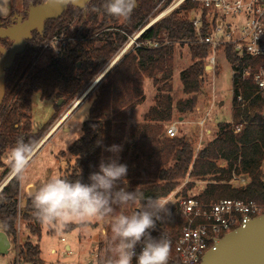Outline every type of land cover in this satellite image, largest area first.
Masks as SVG:
<instances>
[{
  "label": "trees",
  "instance_id": "16d2710c",
  "mask_svg": "<svg viewBox=\"0 0 264 264\" xmlns=\"http://www.w3.org/2000/svg\"><path fill=\"white\" fill-rule=\"evenodd\" d=\"M46 1L22 0V5L29 8ZM136 1L137 6L127 19L106 14L103 0H91L85 9L86 16L83 11L70 5L60 19L45 23L41 35L37 32L32 34L33 38L26 42L25 52L18 55L13 67L5 72L6 93L0 107V168L4 167L6 153L18 141H39L53 123L36 133L33 131L30 115L35 94L40 93L43 101L55 98L58 104L62 100V107H67L70 101L80 98L96 81L107 63L127 42L128 36L145 28L158 15L161 1ZM168 5L169 0L161 6L160 11ZM194 7V4L187 2L147 29L140 39L153 41L165 36L171 45L125 55L102 78L89 99V117L82 125L83 134L68 149L75 158L74 167L63 178L89 183L90 174L99 171L101 161L109 162L113 158L115 153L107 149L118 145L122 147L119 162L128 167V174L123 181L131 182V191L140 187L141 200L149 197L166 199L190 176L195 180L212 178V183L197 197H193L203 204L224 199L264 204V98L256 95L252 81L242 78L243 69L254 64V61L239 59L232 48L226 49V58L235 70L233 121L235 125L242 126L239 133H235L231 125L220 123L216 138L198 153L184 139L163 136L165 125L173 121L174 109L181 116L193 113L203 89L202 79L211 50L195 42L196 32L192 23L187 20V16H181V12L187 14ZM9 21L8 18L0 19L4 24ZM75 21L79 24L77 37L81 40L71 49H64L62 55H52L46 66L38 67L43 50ZM86 30H90V33H86ZM89 35L91 40L82 42ZM186 43H189L193 63L182 72L180 80L188 99L173 106L170 85L173 49L176 44ZM11 45L9 40L0 39V48L9 50ZM158 75H161V79H158ZM145 78L152 79L156 87L163 86L158 89L160 95L156 97V105L150 109L145 122L134 124L133 112L145 100ZM241 96L248 103L244 108L238 102ZM60 107L56 105L58 110ZM244 114L247 115L246 120ZM222 163H225L224 167H221ZM233 172L247 176L249 183L242 188H233L227 183V176ZM121 184L122 181L118 183ZM187 191L188 188L182 192V199L188 198ZM19 197L20 178L15 175L0 192V230L16 242V226L19 220H23L27 224L37 225L34 228L30 225V228L40 240L44 223L35 216L33 197H25L23 202L26 204L23 205L20 218ZM179 202L168 207L170 216L165 218L166 222L157 224L175 238L185 226ZM78 226L71 225V228L74 230ZM111 246L110 225L105 242L101 241L99 246L98 264H107L112 256ZM18 258L23 263L44 264L39 246H33L30 242L23 246Z\"/></svg>",
  "mask_w": 264,
  "mask_h": 264
},
{
  "label": "rangeland",
  "instance_id": "374dc122",
  "mask_svg": "<svg viewBox=\"0 0 264 264\" xmlns=\"http://www.w3.org/2000/svg\"><path fill=\"white\" fill-rule=\"evenodd\" d=\"M167 1L168 0H161V4L158 6L159 11H157L158 15L151 19L147 26L152 25L157 19L158 21L164 19L184 5L177 6L176 8V2L174 0H169V5L164 10L160 11L161 6ZM10 10H12V12L8 19L12 20L15 15H26L28 8H25L22 5V0H15L14 4L13 0H0V18L7 19L5 16H7ZM183 15L188 17L187 14L181 12L182 17ZM78 28L79 24L75 21L70 25L67 31L62 32L60 36H56L62 39V41L51 43L48 47H46L40 56L37 66H46L52 55L58 56V49L60 47L64 48V44L66 45V48L69 49L74 47L77 42L75 41L73 43L71 40L74 39V37H77ZM85 32L90 33V30H86ZM87 39V41H90L91 36L89 35ZM116 54L100 72L96 81L112 64L114 58H116ZM216 62L217 67L215 74H212L209 73L210 69H206L207 65L209 66V62L206 61V71L202 79L204 82L203 89L198 97L197 106L194 112L181 116L177 114L174 109L173 121L170 124L165 125L163 130V136L166 137L167 127L176 124L178 129V136L176 139H184L185 141L190 142L195 149V153H198L205 145L216 138L218 134V125L220 123H227L231 125L235 133H239L242 129L241 125H235L233 121V65L226 59V54L223 49L216 52ZM192 63L189 44H176L173 49L170 81V85L172 86L171 96L173 99V106H175L179 101L188 99V97L183 93L180 77L182 72L188 69ZM158 79H161V75H158ZM96 81L80 98L70 101L67 107H62V104L60 107L61 110L56 108V105L58 104L55 98H52L49 101H43L40 93L33 96L32 113L30 115L33 124V131L36 133V131H40L47 127L49 123H53L39 139V145H41L39 151L36 152L34 157L31 159L24 173L23 179L20 178L23 191H25L31 184L38 185L39 182H46L52 175L61 176L63 178L66 174H70L72 172L75 158L69 154L68 149L74 142L80 139L83 134L82 125L89 117V99L93 96L101 83L100 81L99 84L94 87ZM161 86L163 85L155 87L156 91H154V97L152 96L150 98L151 101L148 102L147 105L151 106L153 103L156 105L155 97L160 95L157 90ZM80 102L81 104H84L75 111ZM71 109L74 110L68 113ZM140 110H142V108L139 109V111ZM246 116L244 114V120H246ZM142 117L143 116H141V118ZM44 139L45 141L41 144ZM9 152L6 153V156L3 159L4 167L0 168V186L3 185L13 174L8 159ZM121 152L122 151L115 153L112 159H119ZM224 165L225 163H222L221 167H224ZM262 173L264 175V164L262 167ZM234 176H236L235 180L233 179ZM211 181L212 178L195 180L188 176L179 184L176 191L170 197L163 199V201L167 207L176 204L182 199V192H184L187 188L188 198L197 197L204 191L208 184L212 183ZM227 181V183L233 188H242L249 183L247 176L237 175L236 173H231V176H227ZM118 186H126L128 191L132 190V185L129 181H122V184ZM24 200L25 198L19 203V218L22 208L24 207ZM142 206L143 200H140L135 206L125 207L123 212L125 214H131L133 211L140 209ZM116 211L119 212L120 209L117 208ZM164 222L166 221L164 220ZM164 222L158 221L156 226H159L160 223ZM78 223V229L71 232L73 229L70 224ZM30 225H33V228L37 227L36 224H27L23 220L18 221L16 226L18 232L17 240L14 242L13 238L9 237L12 247L8 254L3 256L0 255V264H14L20 250L27 242L30 241L34 243L32 244L33 246H39L41 250V259L44 264H88L87 262L89 259L95 260V256L99 255V246L101 241H103V243L105 242L107 230L111 223L108 218H91L83 222H68L62 227H57L55 224H43L41 226L42 236L40 240L34 236ZM0 232L3 231L0 230ZM77 237L80 241L78 247L77 241L75 242ZM62 238H64L66 242H62ZM85 239H87L88 242L82 241ZM68 244L73 246L74 253L69 254L65 251L64 247ZM51 250H56V254H52Z\"/></svg>",
  "mask_w": 264,
  "mask_h": 264
},
{
  "label": "built area",
  "instance_id": "2783aa9c",
  "mask_svg": "<svg viewBox=\"0 0 264 264\" xmlns=\"http://www.w3.org/2000/svg\"><path fill=\"white\" fill-rule=\"evenodd\" d=\"M174 1L176 8L187 2L195 5L187 13V20L192 23L196 32L195 42L199 45H206L211 50V55L207 60L209 66L207 65L206 68L210 69L209 73L215 74L217 67L216 52L222 49L226 52V49L232 48L239 59L249 58L254 61V64L243 69L242 78L252 81L256 87V95L264 98V0ZM152 25L128 36L127 42L116 54L112 64L107 66V70L112 69L118 61L130 53L171 45L165 36L153 41L140 40L144 32ZM79 40L81 38L74 37L71 42L74 43ZM86 40L88 39L84 38L82 42ZM58 41H62V39L55 37L52 43ZM63 46L64 48L58 49V56L62 55V51L66 49V45ZM233 68L232 66L234 77L235 70ZM238 102L243 104L242 108L248 105L243 101L242 96L238 98ZM177 136L176 124L167 127L166 137L177 138ZM233 179L235 180L236 176ZM5 185L4 183L0 186V192ZM179 209L185 226L177 238L160 226L150 230L153 237L158 238L165 232L170 240L171 252L168 264H201L204 255L225 235L245 225L249 220L264 215V205L254 201L245 202L229 199L220 200L213 204H203L195 198H187L180 200ZM62 241L64 242V239ZM140 250L141 246L138 245L136 252L139 253ZM52 253L55 254V251ZM99 259L100 256L96 255V262L94 263L98 264ZM14 264L28 263L21 262L17 256ZM133 264H135V258Z\"/></svg>",
  "mask_w": 264,
  "mask_h": 264
},
{
  "label": "clouds",
  "instance_id": "9594fccd",
  "mask_svg": "<svg viewBox=\"0 0 264 264\" xmlns=\"http://www.w3.org/2000/svg\"><path fill=\"white\" fill-rule=\"evenodd\" d=\"M135 7V0H103V10L115 18L127 19ZM39 141L20 140L9 152V163L17 177L24 173L36 152ZM113 153L122 147L113 145L107 149ZM128 174L126 164L119 159L101 161L99 171L89 176V183L70 181L57 175L50 176L34 192L32 205L36 218L44 224L62 227L68 222H83L91 218H108L111 223L112 256L107 264H168L171 242L166 233L153 237L158 221L164 222L170 211L162 197H149L143 206L125 214L123 209L135 206L142 199L140 187L128 191L119 187ZM120 211L117 212L116 209ZM141 246L139 253L137 246Z\"/></svg>",
  "mask_w": 264,
  "mask_h": 264
},
{
  "label": "water",
  "instance_id": "95a60500",
  "mask_svg": "<svg viewBox=\"0 0 264 264\" xmlns=\"http://www.w3.org/2000/svg\"><path fill=\"white\" fill-rule=\"evenodd\" d=\"M90 1L47 0L41 5L30 6L26 20L20 16H15L13 25L3 28L0 24V39L9 40L12 43L9 50L0 48V107L4 102L6 93L5 72L13 67L16 57L25 52L26 42L33 38L32 32L36 31L41 35L45 23L49 20L60 19L70 5L83 11L84 16H86L85 9ZM136 6L137 1L135 0ZM109 71L110 69L104 72L95 86ZM62 104L63 101L60 100L58 106L60 107ZM24 204L26 203L24 202ZM11 247L12 244L7 234L0 232V255L8 254ZM201 264H264V215L249 220L245 225L225 235L204 255Z\"/></svg>",
  "mask_w": 264,
  "mask_h": 264
},
{
  "label": "crops",
  "instance_id": "0c3cea01",
  "mask_svg": "<svg viewBox=\"0 0 264 264\" xmlns=\"http://www.w3.org/2000/svg\"><path fill=\"white\" fill-rule=\"evenodd\" d=\"M12 4V3H11ZM12 6V5H11ZM11 12H12V10H10L9 11V13L7 14V16H5V17H9L10 16V14H11ZM1 19V18H0ZM101 78V77H100ZM99 78V79H100ZM98 81V80H97ZM155 84H154V81L152 80V79H148V78H145L144 79V82H143V90H144V95H145V100L142 102V104H140L135 110H134V112H133V120H132V123H134V124H142V123H144L145 122V119H146V116H147V114L149 113V111H150V109L151 108H153L155 105H154V103H153V105H147V103L148 102H150L151 101V97L153 96L154 97V91H156V89H155ZM157 92H158V90H157ZM159 93V92H158ZM172 94V93H171ZM158 96V95H157ZM156 96V97H157ZM156 97H155V99H156ZM148 100V101H147ZM86 102H88V101H86ZM85 102V103H86ZM81 104V102L79 103V105ZM84 104V103H83ZM83 104H81L80 106L79 105H77V108L75 109V111L78 109V108H80ZM146 105H147V107H146ZM142 108V110H140L139 111V109H141ZM74 110V109H73ZM74 111V112H75ZM139 111V112H138ZM73 112V113H74ZM137 112H138V114H137ZM72 113V114H73ZM71 114V115H72ZM141 116H143L142 118H141ZM132 123H128V125H130V124H132ZM55 132H57V131H55ZM16 174L13 172V174L9 177V179L10 178H13L14 176H15ZM61 177V176H60ZM8 179V180H9ZM8 180L5 182L6 184H7V182H8ZM42 183H44V181H42V182H39V184L38 185H33V184H31L29 187H27L26 188V190L25 191H23L22 189H23V187L21 186V180H20V197H19V201H21V200H23L25 197H30V198H32L33 197V194H34V192L36 191V189L42 184ZM70 225H79V223L78 224H70ZM78 228H76V229H74V230H72L71 232H73V231H75V230H77ZM105 230H106V228H105ZM104 232V231H103ZM102 234V233H101ZM64 238H62L61 239V241L63 240ZM77 240H75V242L77 241V247L79 246V244H80V241H79V238L77 237L76 238ZM83 242H86L87 241V239H85V240H82ZM81 241V242H82ZM63 242V241H62ZM64 242H66V240L64 239ZM88 242V241H87ZM30 243L31 244H34V243H32L31 241H30ZM34 246H36V245H34ZM65 251H67L69 254H72V253H74V250H73V246L72 245H66L65 247ZM94 248V247H93ZM41 251V250H40ZM53 251H55V254H56V250H51V253L53 252ZM53 254V253H52ZM95 262V260H92V259H89V261L87 262L88 264H95L94 263Z\"/></svg>",
  "mask_w": 264,
  "mask_h": 264
},
{
  "label": "flooded vegetation",
  "instance_id": "af4514ba",
  "mask_svg": "<svg viewBox=\"0 0 264 264\" xmlns=\"http://www.w3.org/2000/svg\"><path fill=\"white\" fill-rule=\"evenodd\" d=\"M69 8V7H68ZM29 9V8H28ZM28 12V11H27ZM27 12H26V15H19L20 17H22V19L23 20H26L27 18H28V14H27ZM15 16H17V15H15ZM15 16L12 18V20H10V22H8V23H6V24H4V23H2V22H0V24H1V27H3V28H7V27H9V26H11V25H13L14 24V22H15ZM34 32H36V31H34ZM34 32H32V34L34 33ZM11 48V47H10Z\"/></svg>",
  "mask_w": 264,
  "mask_h": 264
},
{
  "label": "bare ground",
  "instance_id": "6f19581e",
  "mask_svg": "<svg viewBox=\"0 0 264 264\" xmlns=\"http://www.w3.org/2000/svg\"><path fill=\"white\" fill-rule=\"evenodd\" d=\"M165 14H166V13H165ZM162 17H163V16H162ZM157 21H158V19H157L155 22H157ZM155 22H154V23H155ZM98 80H99V79H98ZM96 82H97V81H96ZM95 84H96V83H95ZM94 86H95V85H94ZM72 110H73V109L69 110L68 113H70ZM53 131H54V130H53ZM45 139H46V138H45ZM45 139L41 142V144L45 141ZM40 146H41V145H40Z\"/></svg>",
  "mask_w": 264,
  "mask_h": 264
}]
</instances>
